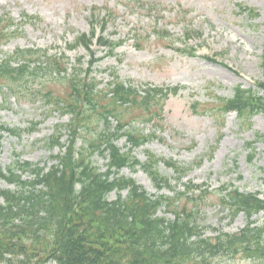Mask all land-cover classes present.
<instances>
[{
  "label": "trees",
  "instance_id": "16d2710c",
  "mask_svg": "<svg viewBox=\"0 0 264 264\" xmlns=\"http://www.w3.org/2000/svg\"><path fill=\"white\" fill-rule=\"evenodd\" d=\"M245 9L253 17L258 15L253 8ZM19 28L10 14L0 16V92L6 100L13 96L17 101L30 94L33 101L41 100L50 112L69 115V120L55 124L45 140L49 159L55 163L15 159L6 170L0 168V179L15 185V189H0L6 202L0 203V264H45L49 260L58 264H210V257L238 252L264 264V221L254 225L251 219L264 211V200L258 194L223 186L220 205L229 210L231 219L244 211L247 225L239 233L209 238L198 227L209 200L207 191L151 195L133 179L120 175L123 167L140 166L162 189L171 180L160 172L161 161L174 169L178 181L193 169L195 163L180 165L153 152L141 162L132 153L156 137L155 130L144 132L147 125L163 128L165 102L180 87L148 85L141 93L126 85L116 71L100 87L90 68L86 74L80 66L71 69L65 53L51 54L42 48L3 51L1 47L19 35ZM193 34L186 32L187 37ZM90 41L83 34L69 47L83 43L89 49ZM105 42L109 54L122 43ZM184 50L194 54L193 46ZM259 86L264 90V82ZM212 96L218 105L209 108L210 114L222 119V124L228 111L237 110L240 127L250 128L251 118L264 112V94L253 87L237 85L231 98ZM36 124L27 130H34ZM23 131L0 124V147L4 132L20 135ZM65 131L68 138L63 142ZM122 137L130 149L118 146ZM259 137L264 140V134ZM254 142L246 143L251 151ZM57 146L60 151L54 153ZM97 155L109 159L105 171L95 164ZM126 188V196L119 193L115 200L108 199L113 190ZM161 207L173 218L159 216Z\"/></svg>",
  "mask_w": 264,
  "mask_h": 264
},
{
  "label": "rangeland",
  "instance_id": "374dc122",
  "mask_svg": "<svg viewBox=\"0 0 264 264\" xmlns=\"http://www.w3.org/2000/svg\"><path fill=\"white\" fill-rule=\"evenodd\" d=\"M131 2L133 6L128 5ZM147 4L157 9H148ZM242 6L254 8L259 16L251 17ZM186 9H189L187 13ZM6 12L15 21L25 19V15H34L38 19L22 25L20 34L10 39L2 47L3 51L10 53L17 48L40 47L51 53L66 52L73 65L82 59L84 71L91 58L87 48L80 45L68 49L67 45L83 33L90 35L93 28L108 20L103 36L126 41L117 48L115 55L104 56L105 48H97L96 57L104 58L94 66V76L107 82L109 70L115 68L122 78L132 79L140 85L149 82L187 86L166 102L165 129L157 130L154 139L137 148L134 151L136 157L145 161L151 151L181 164L202 158V164L190 171L181 183H172L176 190L189 184L216 190L223 184L233 183L243 191L259 192L264 197V173L260 168L264 166V140L258 139L259 134H264V114L255 115L250 128H241L235 112L229 113L222 124L223 120L212 117L209 110L213 104L218 105L212 95L231 97L239 83L249 86L262 79L264 0H0V16ZM188 26L203 31L189 43L201 44L198 45L200 52L223 51L224 54L218 56L222 61L211 62L201 56L185 55L171 47L168 41L156 38L154 33L163 32L165 28L175 37L183 38V31ZM133 35H137L141 47L136 45ZM176 44L184 46L180 40ZM32 99L26 94L20 101H15L14 97L6 101L0 93V123L25 128L39 122L35 130H26L21 136L5 135L0 148V167H7L17 157L43 165L50 155L45 140L53 133L56 123L69 120L57 111L50 112L41 100ZM144 130L149 132L151 127ZM67 137L65 132L63 140ZM254 139L258 141L254 143L253 160H250L246 142ZM117 143L124 147L126 139ZM213 147L215 150L212 151ZM54 152L58 153L59 148L56 147ZM107 161L95 157L96 165L104 170ZM52 163L48 159V164ZM159 168L164 175L174 176L173 170L163 163ZM121 174L133 177L150 193L156 192L150 177L142 169L125 168ZM0 188H14V185L0 180ZM164 192L173 194L168 188ZM123 193L125 195L127 191ZM116 197L117 193L112 192L110 199ZM164 214V210H160V215ZM254 218L262 222L264 214ZM246 222L243 213L232 220L215 194L210 195L199 219L208 235L217 229L237 231ZM212 263L259 264V261L239 254L216 256Z\"/></svg>",
  "mask_w": 264,
  "mask_h": 264
}]
</instances>
